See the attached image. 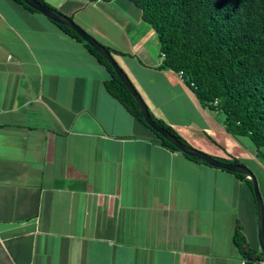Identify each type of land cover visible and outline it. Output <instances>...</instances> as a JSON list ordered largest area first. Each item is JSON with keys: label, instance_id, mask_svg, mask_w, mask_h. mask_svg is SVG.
<instances>
[{"label": "crops", "instance_id": "crops-1", "mask_svg": "<svg viewBox=\"0 0 264 264\" xmlns=\"http://www.w3.org/2000/svg\"><path fill=\"white\" fill-rule=\"evenodd\" d=\"M46 1L120 50L150 111L191 145L264 169L221 110L159 67L132 0ZM110 76L44 14L0 0V264H247L232 234L240 221L257 236L250 183L156 141L107 91Z\"/></svg>", "mask_w": 264, "mask_h": 264}, {"label": "trees", "instance_id": "trees-1", "mask_svg": "<svg viewBox=\"0 0 264 264\" xmlns=\"http://www.w3.org/2000/svg\"><path fill=\"white\" fill-rule=\"evenodd\" d=\"M16 1L29 10L38 11L24 0ZM39 1L60 11L46 0ZM132 1L157 34L163 56L159 67L175 72L183 70V79L202 105L221 110L225 129L234 136L248 137L255 146L257 158L264 165V0ZM47 18L64 33L83 42L106 66L111 74L104 81L107 91L154 132L156 141L171 150L181 151L149 126L131 91L100 52L72 27ZM104 45L113 54L121 52ZM149 112L159 125L180 141L190 144L172 125L154 116L150 109ZM181 152L191 159L211 165L195 155ZM217 158L240 162L236 157ZM222 169L244 178L252 188L251 179L245 174ZM232 240L247 264H264L261 249L251 246L240 221L236 222Z\"/></svg>", "mask_w": 264, "mask_h": 264}, {"label": "water", "instance_id": "water-1", "mask_svg": "<svg viewBox=\"0 0 264 264\" xmlns=\"http://www.w3.org/2000/svg\"><path fill=\"white\" fill-rule=\"evenodd\" d=\"M27 4L37 9L39 12L44 14L45 16L60 22L62 24H66L72 27L84 40L89 42L98 52H100L113 66L114 71L120 77V79L125 83L127 88L131 91L132 95L134 96L141 114L143 115L146 122L149 124L151 128L155 131L159 132L163 137L168 139L170 142L175 144L181 151L189 154L195 155L209 164L222 167L225 169H229L232 171L240 172L251 178L252 188L254 192L255 202H256V218H257V239L259 247L263 253V262H264V199L261 196L259 191L256 178L251 171V169L242 162H231L220 160L216 156L209 154L191 144L184 143L180 141L176 135L171 133L168 129L159 125L154 118L151 116L149 112V107L142 97L141 93L135 87L133 82L131 81L128 74L124 71V69L118 64L115 59L114 54L106 48L104 43L99 41L94 35L88 32L85 28H83L79 23H77L72 17L69 15L61 12L55 11L52 8L48 7L47 5L43 4L39 0H24Z\"/></svg>", "mask_w": 264, "mask_h": 264}, {"label": "rangeland", "instance_id": "rangeland-1", "mask_svg": "<svg viewBox=\"0 0 264 264\" xmlns=\"http://www.w3.org/2000/svg\"><path fill=\"white\" fill-rule=\"evenodd\" d=\"M74 19V18H73ZM149 24V23H148ZM150 25V24H149ZM151 26V25H150ZM152 27V26H151ZM153 28V27H152ZM154 29V28H153ZM155 31V30H154ZM158 52H160V50H159V48H158ZM115 56V55H114ZM163 57V56H162ZM115 59H116V61H117V58H116V56H115ZM118 62V61H117ZM118 64H119V62H118ZM120 65V64H119ZM121 66V65H120ZM122 67V66H121ZM125 71V70H124ZM126 72V71H125ZM129 76V75H128ZM130 77V76H129ZM131 79V78H130ZM131 81H132V79H131ZM133 82V81H132ZM133 84L135 85V83L133 82ZM135 87H136V85H135ZM137 88V87H136ZM138 89V88H137ZM139 91V90H138ZM140 92V91H139ZM150 109V108H149ZM152 112V111H151ZM153 113V112H152ZM154 114V113H153ZM154 116H156L155 114H154ZM222 116H223V114H222ZM247 139H249L248 137H247ZM251 141V140H250ZM257 158V157H256ZM258 159V158H257ZM259 160V159H258ZM246 162V165L251 169V171L253 172V174H254V176H255V178H256V181H257V185H258V188H259V191H260V193H261V196H262V198L264 199V169H263V167H261L260 166V164L259 163H256V162H254V161H249V160H246L245 161ZM261 163V162H260ZM245 164V163H244ZM251 179V178H250ZM248 232H249V230H248ZM255 235L253 234L252 235V239H254V244H256V245H258V247H259V244H258V240H257V236H255ZM247 240H248V242H252V240L250 239V237H249V235H248V233H247ZM252 242V243H253ZM260 248V247H259Z\"/></svg>", "mask_w": 264, "mask_h": 264}, {"label": "built area", "instance_id": "built-area-1", "mask_svg": "<svg viewBox=\"0 0 264 264\" xmlns=\"http://www.w3.org/2000/svg\"><path fill=\"white\" fill-rule=\"evenodd\" d=\"M178 74L183 78V76H182L183 75V70H179Z\"/></svg>", "mask_w": 264, "mask_h": 264}]
</instances>
